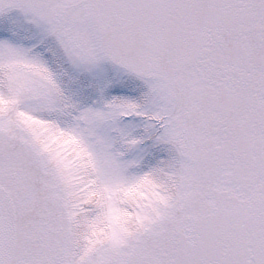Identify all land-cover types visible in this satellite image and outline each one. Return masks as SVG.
<instances>
[{
    "label": "snow or ice",
    "instance_id": "6c2138e0",
    "mask_svg": "<svg viewBox=\"0 0 264 264\" xmlns=\"http://www.w3.org/2000/svg\"><path fill=\"white\" fill-rule=\"evenodd\" d=\"M0 264H264V0H0Z\"/></svg>",
    "mask_w": 264,
    "mask_h": 264
}]
</instances>
